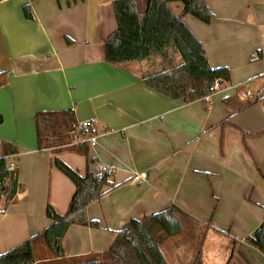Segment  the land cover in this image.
Listing matches in <instances>:
<instances>
[{"label": "crops", "instance_id": "1", "mask_svg": "<svg viewBox=\"0 0 264 264\" xmlns=\"http://www.w3.org/2000/svg\"><path fill=\"white\" fill-rule=\"evenodd\" d=\"M148 1L136 0L139 14ZM205 1L212 20L186 14L184 22L211 67H228L230 79L211 101L186 102L140 80L156 69L149 59L106 61L105 40L117 29L113 0H0V157L18 167L22 186L0 214V254L34 237L39 247V233L53 223L47 204L67 212L75 184L56 167L59 157L81 175L108 169L116 186L87 206L100 227L72 224L66 256L50 259L103 264L131 219L176 205L206 234L225 238L220 264H264V253L246 240L264 221V0ZM170 7L183 9L180 2ZM64 110L77 123L92 120L98 141L87 144L88 156L68 141L65 127L39 148L36 114ZM135 172L146 178L132 183ZM179 254L175 247V260Z\"/></svg>", "mask_w": 264, "mask_h": 264}, {"label": "trees", "instance_id": "2", "mask_svg": "<svg viewBox=\"0 0 264 264\" xmlns=\"http://www.w3.org/2000/svg\"><path fill=\"white\" fill-rule=\"evenodd\" d=\"M172 2L182 3L181 13L176 14L172 10ZM113 7L117 29L105 40L108 63L117 66L149 59L156 69L144 73L140 80L162 94L174 99L183 98L186 102L209 94L216 79H230L228 67H211L203 44L184 22L186 14H191L205 23L212 20L214 13L205 0H149L143 14L138 13L136 0H113ZM23 8L26 18L32 19L34 16L30 3L25 4ZM157 57L160 58L159 61ZM261 57L262 52L259 51L252 56V60ZM3 75L4 73L0 72V82ZM252 104V101H248L240 110ZM2 122L3 117L0 115V124ZM35 123L40 149L43 147V132L51 138L57 133L61 135L59 132L65 127L71 139H75V133H78V123L71 110L38 112ZM82 133L90 135L94 134L95 130H83ZM74 147L88 156L87 143H78ZM54 163L75 184V192L65 214H60L51 204H47L45 209L46 215L53 223L39 235L55 259L66 256L63 241L72 224L100 227L98 221L88 218L87 206L100 199L107 192L106 187L110 190L116 185L111 179L112 172L108 169L88 170L85 175H81L59 157L54 159ZM21 187L18 167L10 168L6 157H0V202L4 200L0 214ZM182 217L191 218L179 207L172 205L140 219H131L118 231L106 252L116 264H169L161 250V244L164 238L184 234L185 224ZM34 238L0 254V264L35 263L37 258ZM201 238L193 264H203ZM246 240L264 253V221L253 234L246 237ZM232 248L234 250L235 243ZM67 264H101V261L88 259Z\"/></svg>", "mask_w": 264, "mask_h": 264}, {"label": "rangeland", "instance_id": "3", "mask_svg": "<svg viewBox=\"0 0 264 264\" xmlns=\"http://www.w3.org/2000/svg\"><path fill=\"white\" fill-rule=\"evenodd\" d=\"M68 141L76 144V140L74 138H69ZM43 142L46 146L55 143L54 140L48 138L46 132H43ZM182 220L185 224L184 234L179 237L177 236L176 238H164L162 242V249L164 248V251L166 250L168 258L175 264H188L189 262H194L196 249L197 247L199 248V239L202 237V260H204L207 264H220L222 259L225 258L227 254L225 249V238L222 236H213L212 232L206 234L204 232L205 228L193 221L191 218L182 217ZM37 244L39 247L36 249L34 248L37 261L33 264H64L61 260L50 259L52 252L45 244L43 238L40 237ZM175 247L182 250V255L179 254V256H177V260H175L176 257L174 256ZM103 257L105 259L103 264H116L113 262L109 253H106ZM178 260H180L179 263Z\"/></svg>", "mask_w": 264, "mask_h": 264}, {"label": "built area", "instance_id": "4", "mask_svg": "<svg viewBox=\"0 0 264 264\" xmlns=\"http://www.w3.org/2000/svg\"><path fill=\"white\" fill-rule=\"evenodd\" d=\"M222 80L221 79H216L211 91L209 94L205 95L203 97L204 100L207 101H211L212 97L220 92L223 91V89L221 88L222 85ZM242 96H248V93L243 94ZM94 130V124L92 122V120L90 119H86L84 121H81L80 123H78V133H75V143H87L90 146H94L97 141H98V136L96 135V133L94 134H90V135H85L84 133H82L83 130ZM10 168H13L14 166H10ZM146 178V172H135L134 175L131 177V182L132 183H137L139 181H142Z\"/></svg>", "mask_w": 264, "mask_h": 264}]
</instances>
